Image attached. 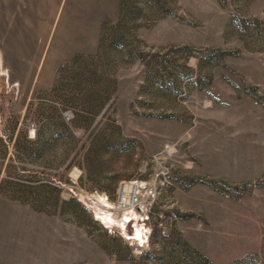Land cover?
I'll use <instances>...</instances> for the list:
<instances>
[{"label": "rangeland", "instance_id": "rangeland-1", "mask_svg": "<svg viewBox=\"0 0 264 264\" xmlns=\"http://www.w3.org/2000/svg\"><path fill=\"white\" fill-rule=\"evenodd\" d=\"M0 264H264V0H0Z\"/></svg>", "mask_w": 264, "mask_h": 264}, {"label": "bare ground", "instance_id": "bare-ground-1", "mask_svg": "<svg viewBox=\"0 0 264 264\" xmlns=\"http://www.w3.org/2000/svg\"><path fill=\"white\" fill-rule=\"evenodd\" d=\"M137 191V187H134L129 184H123L120 192V204L128 203L133 198L134 194ZM99 201L104 202V199H99ZM94 214H96L95 218L102 223H105L107 226L116 225L120 226L126 235H130L133 239L141 240L143 239L142 230L139 225L135 222V218L137 215L135 212L124 213L120 218L113 216V214L109 213L106 210H102V208L95 209ZM126 223H129L130 230L126 231ZM114 227V226H113ZM128 229V228H127Z\"/></svg>", "mask_w": 264, "mask_h": 264}, {"label": "built area", "instance_id": "built-area-1", "mask_svg": "<svg viewBox=\"0 0 264 264\" xmlns=\"http://www.w3.org/2000/svg\"><path fill=\"white\" fill-rule=\"evenodd\" d=\"M133 186V185H132ZM134 187H136V186H134ZM121 192V191H120ZM137 192V191H136ZM136 194V193H135ZM135 194H134V196H133V198L130 200V202L128 201V203H122V204H120L121 205V207L123 208V209H125V208H127L126 206H130V205H135V203L137 202V199L135 200ZM120 200L121 199H119V203H120ZM142 219H141V225L139 226L140 228H141V230L143 231L142 232V236H143V239H141V240H138V239H133V238H131L130 237V235H126L125 233H124V230L119 226L118 228H119V232H121L122 234H124V238L126 239V240H135L137 243H138V245L141 247V246H143L144 244H146L147 243V240H148V237H149V235H148V233H147V231H146V219L145 218H148L147 216L144 218V217H141ZM96 219V218H95ZM97 220V219H96ZM101 224L103 225V227L105 228V229H108V228H112V226H107L105 223H102L101 222ZM138 224V223H137Z\"/></svg>", "mask_w": 264, "mask_h": 264}]
</instances>
